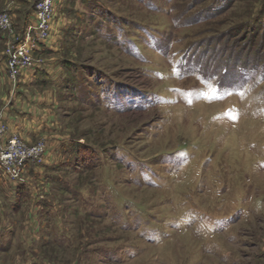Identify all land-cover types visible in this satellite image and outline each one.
<instances>
[{
  "label": "rangeland",
  "instance_id": "374dc122",
  "mask_svg": "<svg viewBox=\"0 0 264 264\" xmlns=\"http://www.w3.org/2000/svg\"><path fill=\"white\" fill-rule=\"evenodd\" d=\"M35 4L0 0L1 64ZM53 15L30 52L51 83L0 73L6 135L46 149L22 182L0 171V264H264V0H54ZM25 109L50 126L19 132L7 117Z\"/></svg>",
  "mask_w": 264,
  "mask_h": 264
},
{
  "label": "built area",
  "instance_id": "2783aa9c",
  "mask_svg": "<svg viewBox=\"0 0 264 264\" xmlns=\"http://www.w3.org/2000/svg\"><path fill=\"white\" fill-rule=\"evenodd\" d=\"M35 2L25 35L17 36L14 44L6 49L5 67L12 77H15L19 70L41 68L45 65L42 59L33 58L30 52L35 50L38 43L47 42L51 36L54 0ZM10 30L11 17L7 12H1L0 35ZM5 129V126L0 125V171L8 180L22 182L20 169L23 163L28 159L35 161L36 164L42 163L46 149L40 143L26 146L19 141L16 134L6 135Z\"/></svg>",
  "mask_w": 264,
  "mask_h": 264
},
{
  "label": "crops",
  "instance_id": "0c3cea01",
  "mask_svg": "<svg viewBox=\"0 0 264 264\" xmlns=\"http://www.w3.org/2000/svg\"><path fill=\"white\" fill-rule=\"evenodd\" d=\"M53 29V28H52ZM37 44V43H36ZM49 41L47 42H40L36 45L35 47V50H40V49H46V48H49ZM51 67V66H50ZM50 67L49 65L45 64L43 67V69H45L47 72L50 73ZM5 69L6 70V67L5 65L1 64L0 62V73L1 71ZM35 69H29V70H25L24 72H21L20 74V81L24 82V83H27L28 84H31V82H34L35 80V76H34V72H35ZM23 96L27 97V94L26 92L24 91H19ZM16 105V104H15ZM17 109L19 108V104L17 103ZM22 107V106H21ZM17 113H22V115H24L25 112L28 113V115L26 117H28V120L27 122H20L18 120V118H13V117H10L8 116L7 117V121L12 123L14 125V127L19 130V132H22L23 134H26V135H29V136H33V135H36L38 134L42 129L44 128H47L48 125L50 126L49 124V119L47 118V116L45 115H40L38 113V115L35 113V112H32V111H29L27 109L23 110V111H16ZM17 117V115H15Z\"/></svg>",
  "mask_w": 264,
  "mask_h": 264
},
{
  "label": "trees",
  "instance_id": "16d2710c",
  "mask_svg": "<svg viewBox=\"0 0 264 264\" xmlns=\"http://www.w3.org/2000/svg\"><path fill=\"white\" fill-rule=\"evenodd\" d=\"M216 12V11H215ZM32 9H29L28 11H26V23H28L29 22V20H30V17H31V15H32ZM256 22H257V20H256ZM255 23V22H254ZM245 26V25H244ZM246 27V26H245ZM248 27V26H247ZM248 28H250V27H248ZM258 37V35L257 36H255L254 37V40H256V38ZM262 38H263V36H262ZM263 45V44H262ZM228 61H230V58H228ZM34 76H35V80H34V82L35 83H37V84H44V83H46V84H50L51 83V78H50V76H49V74H48V72L45 70V69H43V68H36L35 69V72H34ZM26 186H25V184L24 183H20V184H18V186H16L13 190H12V192H11V195H13V196H11L10 198H8V197H6V198H8V200H10V201H12L13 200V204H12V207L14 206V208H16L17 206H18V204H19V200H18V198L19 199H21V196L19 197V194H21V193H26ZM3 193H4V195H6L5 194V189H3ZM24 193H23V195H24ZM13 208V209H14ZM1 227H2V229H3V232L5 231V230H7V232L8 231H13V229H11V227H9V226H6V228H5V225L3 224V226H2V224H1ZM4 236H6V234H4Z\"/></svg>",
  "mask_w": 264,
  "mask_h": 264
}]
</instances>
